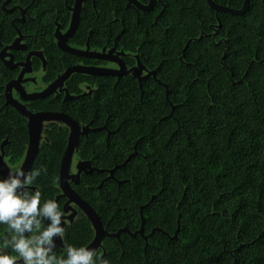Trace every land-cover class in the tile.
<instances>
[{"label": "trees", "instance_id": "16d2710c", "mask_svg": "<svg viewBox=\"0 0 264 264\" xmlns=\"http://www.w3.org/2000/svg\"><path fill=\"white\" fill-rule=\"evenodd\" d=\"M75 1L0 0V49L21 33L27 49L13 50L15 61L42 52L46 85L70 66L105 65L58 47L56 29H68ZM214 1L236 10L245 3ZM116 42L130 53L129 68L138 55L157 77L141 87L132 74L74 73L62 91L27 103L90 129L76 155L94 170L72 185L110 233L130 231L107 237L97 253L110 264H264V0H250L240 15L217 12L208 0H157L151 11L128 0H85L69 44L102 49ZM31 61L34 71L42 68L41 58ZM20 70L0 58V153L13 169L29 144L27 118L5 97ZM69 134L59 121L46 123L32 167L47 173L31 187L64 214L60 167ZM142 227L147 239L132 235ZM94 235L78 209L55 254L87 246Z\"/></svg>", "mask_w": 264, "mask_h": 264}, {"label": "water", "instance_id": "95a60500", "mask_svg": "<svg viewBox=\"0 0 264 264\" xmlns=\"http://www.w3.org/2000/svg\"><path fill=\"white\" fill-rule=\"evenodd\" d=\"M84 2L85 0L75 1V5L72 7L70 25L65 32H63L61 26L58 25L55 32L58 47L62 51L67 53L100 61L115 63L118 65L117 68L76 64L68 67L42 91L29 92L24 85V81L26 80L25 75L33 71L31 61L33 56L41 58L43 61V66H46V61L42 52L31 51L28 53L25 61L16 62L13 50L27 49V47L23 43V37L20 33V36L12 44L0 49V58L10 68H21L18 77L7 82L5 86L6 104L11 105L15 109H17L28 120L29 144L25 157L19 169H23L25 171L32 170L34 162L40 152L44 125L46 123L59 121L69 127L70 134L68 137V144L63 154L60 167V188L62 190L61 195L67 198V202L64 207V217L71 223L76 218L78 209L81 210L88 217L93 229L95 230L93 240L86 247H90L98 251L103 246V242L107 237L115 236L117 238H120L121 232L130 231L125 228L117 233H110L105 227L97 211L88 201H86L77 193L72 185V183L78 184L80 182V177L83 172L90 173L94 170V168L91 167L90 162L79 160L77 164L78 171L76 173H71L72 161L80 144L81 137L83 135H87L90 129L88 126H82L76 119L65 112L32 111L27 106V103L35 99L49 97L59 91H62L66 80L69 79L70 76L74 73H83L94 76L112 75L118 77V79L128 74H132L138 78L140 86L143 87V81L145 79L150 76H153L154 78L157 77V70L149 71L147 67L141 63L139 56H137L138 65L129 68L124 60L126 52L123 49H120L121 51L118 52L119 48L117 42L110 49H108V47H103L101 50H92L89 44H87L86 49L77 48L70 45L69 39L74 35L79 27ZM156 2L157 0H150L148 4H144L139 0H128V5L134 6L142 11H151L156 5ZM208 2L210 6L217 12H229L234 15L246 13L250 4V0H245L244 6L241 9L236 10L227 6L216 4L214 0H208ZM6 4L7 3H5L4 7L6 6ZM25 13L26 10L23 9L22 18H20L19 20L23 21L25 19ZM146 70L148 72L147 74H144L143 72ZM14 92L18 93L19 98H16L14 96ZM67 97H70L69 94H67ZM4 156L5 153L2 149V152L0 153V174L2 175V177L8 176L10 171H15L8 165ZM110 174L111 176H113L114 170H111ZM70 211L71 213H69ZM138 234L144 235V227H142L139 231L132 233V235L134 236ZM144 237L145 239L148 238V236L145 235ZM174 238H177V234L174 236ZM58 247H64L63 238H56L55 248Z\"/></svg>", "mask_w": 264, "mask_h": 264}, {"label": "clouds", "instance_id": "9594fccd", "mask_svg": "<svg viewBox=\"0 0 264 264\" xmlns=\"http://www.w3.org/2000/svg\"><path fill=\"white\" fill-rule=\"evenodd\" d=\"M42 173L47 168H18L0 177V264H110L86 246L65 245L64 255L55 254V240L64 237L67 220L55 199H43L39 188L31 187Z\"/></svg>", "mask_w": 264, "mask_h": 264}, {"label": "rangeland", "instance_id": "374dc122", "mask_svg": "<svg viewBox=\"0 0 264 264\" xmlns=\"http://www.w3.org/2000/svg\"><path fill=\"white\" fill-rule=\"evenodd\" d=\"M63 32H65V31H63ZM82 49H86V48H82ZM92 50H94L93 48H91ZM108 49H110V48H108ZM95 50H101V49H95ZM121 50L120 49H118V52H120ZM126 55H130V53H127L126 52ZM137 56L138 55H136L135 57H136V59H137ZM42 63H43V61H42ZM136 65H138V59H137V64ZM101 66H104V67H112V68H117L118 67V65L117 64H115V63H112V62H107L105 65H101ZM44 71H45V67L42 65V68L39 70V71H32V72H29V73H27L26 75H25V81H24V85H25V87H26V89L29 91V92H37V91H42L44 88H46L47 87V85L43 82V80H42V76H43V74H44ZM147 70L146 71H144L143 73L144 74H147ZM82 88H83V90L85 91V92H92V90H93V88L90 86V85H88V84H84L83 86H82ZM14 96L16 97V98H19V95H18V93L17 92H14ZM79 158L77 157V155H76V153H75V155H74V158H73V161H72V166H71V173H76L77 171H78V169H77V164H78V162H79ZM20 166H21V164H20ZM19 166V167H20ZM13 170H17V169H13ZM69 213H71V211L69 212ZM68 213V214H69ZM78 215V214H77ZM67 223H70V221L69 220H67Z\"/></svg>", "mask_w": 264, "mask_h": 264}]
</instances>
